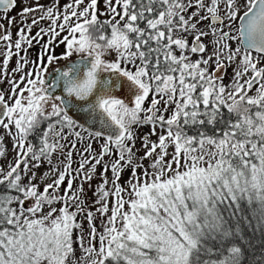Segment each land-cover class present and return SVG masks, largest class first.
<instances>
[{"label": "snow or ice", "instance_id": "obj_1", "mask_svg": "<svg viewBox=\"0 0 264 264\" xmlns=\"http://www.w3.org/2000/svg\"><path fill=\"white\" fill-rule=\"evenodd\" d=\"M0 13V264H264V0Z\"/></svg>", "mask_w": 264, "mask_h": 264}, {"label": "rangeland", "instance_id": "obj_2", "mask_svg": "<svg viewBox=\"0 0 264 264\" xmlns=\"http://www.w3.org/2000/svg\"><path fill=\"white\" fill-rule=\"evenodd\" d=\"M49 2V0H41V3H45L47 4ZM67 0H60V4L61 6L66 3ZM22 5L21 4H17V6L11 10L9 13H8V16L9 17H16V20H17V23L14 24L12 27H11V32H12V39L13 41L16 39V32H17V29L18 27H20V18L17 16V13L20 11ZM101 7H103V0H101ZM0 15H3L2 13ZM104 17H102L103 19ZM5 26L7 27V21H3ZM30 23V19L28 21ZM47 21H44L42 22L38 27H47ZM207 23V22H205ZM38 27H34L32 29V34L34 35L35 32L38 30ZM190 39V38H189ZM63 50V46H60L58 48H56V52L57 54H59L61 51ZM39 51V47L38 46H35L33 47L32 49H30L29 51V58L30 59H34L37 52ZM77 57H73V59L75 60ZM16 59L17 57H13L12 60H11V63L9 65V71H11V69L13 67H15V64H16ZM193 59H195V57H193ZM73 60V61H74ZM55 65H53L54 67ZM27 70V69H26ZM231 76H232V69L229 68L228 69V72L227 74L225 75V80L224 82L225 83H228L231 79ZM19 77L17 76V79ZM8 85H7V82L3 83V84H0V89H7ZM147 106V105H146ZM149 126H143V127H139L136 129V134H137V142H136V148L138 151V155H143V151L141 150V147H140V140H139V137H142L143 135L147 134L149 132ZM158 132H159V129H158ZM0 137H3L4 139V144L6 146V148L8 149V152H7V157L6 158H0V165H6L7 163H9L10 161H12V158L14 157L15 155V152L14 150L12 149V140L10 137H8L4 131V129L0 128ZM152 140H156L157 137L156 136H152L151 137ZM94 147L99 150V145H94ZM169 151H171V149H169ZM75 159V157H74ZM107 159V157L105 158ZM170 159V157H169ZM150 162L149 161H144V165L147 166ZM75 166V165H74ZM46 169L45 168H41L39 171L42 173L43 171H45ZM99 169L97 170V174H96V177L91 181V188H89V185L88 184H85L84 185V188H85V191L87 193V204L88 206L91 208L92 206V203H93V200L95 199L94 195H93V192H94V189L96 187V185L98 183H100V178H99ZM131 176V169H126L124 172H123V175L121 177V180H120V183L122 186H126V182L128 181V179L130 178ZM108 178H109V181H111V172L108 173ZM66 186V184H65ZM110 186V185H109ZM43 185H41V189H42ZM63 192V188H61V193ZM125 198H127V195L125 194ZM111 205H112V198H109V209L111 208ZM27 206V205H26ZM55 207L59 208L60 205L59 204H56L54 205ZM48 209L45 208V211H47ZM94 211V209H92ZM109 215H110V212H109ZM78 220H81L83 221V218L82 217H77ZM101 217L99 215H97V219L95 221L96 223V227L98 230H102L101 228ZM83 224H84V229H85V233H87L88 231V225H87V222L86 221H83Z\"/></svg>", "mask_w": 264, "mask_h": 264}, {"label": "trees", "instance_id": "obj_3", "mask_svg": "<svg viewBox=\"0 0 264 264\" xmlns=\"http://www.w3.org/2000/svg\"><path fill=\"white\" fill-rule=\"evenodd\" d=\"M249 235H250V233H249ZM254 239L258 242L260 239L259 234H257V236ZM246 264H247V261H246Z\"/></svg>", "mask_w": 264, "mask_h": 264}, {"label": "flooded vegetation", "instance_id": "obj_4", "mask_svg": "<svg viewBox=\"0 0 264 264\" xmlns=\"http://www.w3.org/2000/svg\"><path fill=\"white\" fill-rule=\"evenodd\" d=\"M0 14H1V13H0ZM72 60H74V59L72 58ZM64 64H65L64 61H61V62H60V65H61V66H63ZM54 67H56V65H55ZM54 67H53V68H54ZM51 70H52V69H50V71H51Z\"/></svg>", "mask_w": 264, "mask_h": 264}, {"label": "water", "instance_id": "obj_5", "mask_svg": "<svg viewBox=\"0 0 264 264\" xmlns=\"http://www.w3.org/2000/svg\"><path fill=\"white\" fill-rule=\"evenodd\" d=\"M59 91V90H58Z\"/></svg>", "mask_w": 264, "mask_h": 264}]
</instances>
